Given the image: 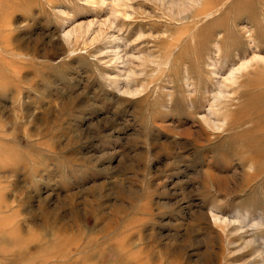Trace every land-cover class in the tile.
Returning <instances> with one entry per match:
<instances>
[{
  "label": "rangeland",
  "instance_id": "obj_1",
  "mask_svg": "<svg viewBox=\"0 0 264 264\" xmlns=\"http://www.w3.org/2000/svg\"><path fill=\"white\" fill-rule=\"evenodd\" d=\"M0 15V264H264V0Z\"/></svg>",
  "mask_w": 264,
  "mask_h": 264
},
{
  "label": "bare ground",
  "instance_id": "obj_2",
  "mask_svg": "<svg viewBox=\"0 0 264 264\" xmlns=\"http://www.w3.org/2000/svg\"><path fill=\"white\" fill-rule=\"evenodd\" d=\"M168 2V1H167ZM187 2V1H186ZM172 3H175V1H172ZM189 4V3H188ZM192 4V3H191ZM182 5V4H181ZM185 5V4H184ZM172 6H174V5H172ZM179 6V5H178ZM170 8V7H169ZM181 8H183V7H181ZM173 10V9H172ZM175 10V9H174ZM188 10V9H187ZM178 11H181V10H178ZM183 11V10H182ZM1 16V15H0ZM90 26V25H89ZM80 27V26H79ZM66 36V35H65ZM67 37V36H66ZM260 56V55H259ZM259 56H258V58H259ZM261 57V56H260ZM263 57H264V55H263ZM256 58V57H255ZM254 58V59H255ZM249 61H251V59L250 60H248V61H245V63L243 64H241L239 67H236L235 68V70H233V71H231L230 72V74H229V76L228 77H226L225 78V82L223 83V87H226V84L228 83V81L229 82H231V84L232 83H234V81H236L237 79H236V71L238 70V69H241V68H243V66L245 67V66H248L249 65ZM253 61V60H252ZM5 63V62H4ZM9 64V63H8ZM5 65H3V63L2 62H0V67H4ZM13 78L12 77H10V80H12ZM4 82H5V80L3 79V80H0V85H2V86H4ZM262 83H264V79H263V81H261L260 82V84H262ZM253 84V86L255 85V83L253 82L252 83ZM221 93H222V91H221ZM223 95H225V93H222ZM206 120H207V118H206ZM209 120H207V122H208ZM211 122V121H210ZM215 123V122H214ZM214 125V124H213ZM217 125V124H216ZM213 177H214V175H212ZM122 207V206H121ZM125 208V207H124ZM113 209H116V208H113ZM121 210V209H120ZM116 211H118V210H116ZM115 211V212H116ZM122 212V211H121ZM119 213V212H118ZM112 213H110V215H111ZM122 215V214H121ZM112 217H114L113 215H111ZM118 217H120V216H118ZM109 219H112V218H109ZM108 219V220H109ZM116 219H117V217H116ZM115 219V220H116ZM112 222H114V220H112ZM112 222H110L111 224H112ZM116 222H118V221H116ZM72 223V222H71ZM107 223H108V221H107ZM115 223V222H114ZM241 223H243V222H241ZM68 224V223H67ZM116 224V223H115ZM42 225V224H41ZM69 225V224H68ZM108 225V224H107ZM106 225V227L105 228H107L108 226H110V225H108L107 226ZM115 226V225H114ZM103 227H104V224H103ZM112 227V226H111ZM102 229V228H101ZM113 229V228H112ZM105 230V229H104ZM109 230V229H108ZM101 231V230H100ZM103 232V231H102ZM105 232V231H104ZM106 232H107V230H106ZM75 236H67L66 234H63L62 236L61 235H57V238H55L56 239V243L55 244H57V243H63V244H67V245H71V246H73L72 248H76V245H74V240H75V238H74ZM58 239V240H57ZM54 243V242H53ZM232 244V243H231ZM69 254V252H66V251H63V250H56L55 251V253L53 254V256L54 257H57L56 259H58V258H60V257H65L66 255H68ZM67 257V256H66ZM86 260H88V259H85V258H75V260H73V261H70V262H68V263H66V264H93L94 262H87ZM1 262V261H0ZM46 262V261H45ZM112 263V262H111ZM94 264H96V263H94Z\"/></svg>",
  "mask_w": 264,
  "mask_h": 264
}]
</instances>
